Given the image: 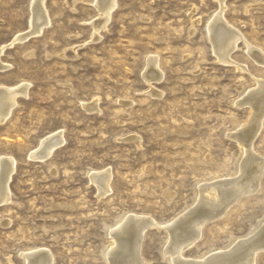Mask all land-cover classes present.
Segmentation results:
<instances>
[{"label": "rangeland", "instance_id": "374dc122", "mask_svg": "<svg viewBox=\"0 0 264 264\" xmlns=\"http://www.w3.org/2000/svg\"><path fill=\"white\" fill-rule=\"evenodd\" d=\"M31 2L0 0V87L26 86L0 121V158L14 160L0 264H27L35 248L52 264H110L113 229L129 212L160 224L145 230L143 264H172L166 225L244 158L251 107L242 100L264 80V0H115L97 31L98 0H44L50 23L35 35ZM218 11L240 35L226 60L207 31ZM19 34L28 36L13 41ZM148 57L159 80L145 75ZM255 135L250 149L264 159V118ZM51 136L49 157L29 156ZM262 172L257 190L207 220L184 257L227 249L264 225ZM254 264H264V248Z\"/></svg>", "mask_w": 264, "mask_h": 264}, {"label": "bare ground", "instance_id": "6f19581e", "mask_svg": "<svg viewBox=\"0 0 264 264\" xmlns=\"http://www.w3.org/2000/svg\"><path fill=\"white\" fill-rule=\"evenodd\" d=\"M43 3L44 0H32L31 2V21L28 34H40L50 23L47 12L43 8ZM115 3V0H98L96 4L101 11V18L98 19V22L94 25L95 31L103 27L108 21L111 11L115 7ZM219 13L218 11L211 20L207 31H209L213 39L215 53L219 59L226 60L229 56V52L236 46L237 40L240 39V35L237 31L232 30L222 22ZM28 34H19L14 37L13 41L24 40ZM1 51L2 48H0V52ZM257 55L259 60L264 61V57L260 55L259 52ZM157 63V59L154 57H148L146 60L145 75L149 80H159L161 78V73L157 69ZM5 68L6 65L0 63V69ZM24 84L9 88L0 87V121L8 117L11 109L17 103V95L26 91V86ZM242 101L249 104L251 112L246 124L243 123V125L245 124L244 130L246 131L240 132L241 138L244 139V137H246L249 141L243 142L245 155L242 156V158H244L241 164L239 162V172L236 176L232 175L233 177L229 175V177L225 178H214L216 180H212L210 183L201 184L199 187V196L196 198L195 204L186 212H183V214H177L178 216L166 225L170 237L165 247H163V253L169 255L172 264H254L256 254L260 249L264 248L263 225L255 233L237 239L234 244L227 249H219L200 258H186L183 256L184 248L195 243L198 238H200L201 229L207 220L219 217L231 202L258 188L260 175L264 167V159L251 151L250 139H252L253 135L256 136L255 134L261 128L264 118V80L257 79L256 85L247 92ZM55 137L56 136H51V138L49 137V139L44 140L29 156L39 158L40 160L46 156L49 157L48 155L52 153L54 149L53 146L56 144V142H53ZM13 167L14 160L12 158H0V203L9 201L8 181L11 171L14 169ZM92 175L94 174L92 173ZM102 175L105 177L106 173L102 172ZM217 178H219V176H217ZM96 186L99 185L96 184ZM107 186L106 183L103 184L104 189L101 190L106 191ZM208 186H210V189L212 187L215 191L213 197L206 194ZM151 225L158 226L160 224L154 221V219L147 217V215L138 217L129 212V214L124 217V220L113 229L114 241L108 252L110 264H143L144 259L141 255L142 239L146 228ZM24 257L27 264H52V255H49L47 251L41 248L31 249L24 254Z\"/></svg>", "mask_w": 264, "mask_h": 264}]
</instances>
